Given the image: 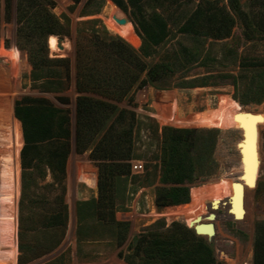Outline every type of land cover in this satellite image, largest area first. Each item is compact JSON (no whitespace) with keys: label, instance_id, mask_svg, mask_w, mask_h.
Wrapping results in <instances>:
<instances>
[{"label":"rangeland","instance_id":"rangeland-1","mask_svg":"<svg viewBox=\"0 0 264 264\" xmlns=\"http://www.w3.org/2000/svg\"><path fill=\"white\" fill-rule=\"evenodd\" d=\"M185 1L181 0L180 8L173 7L175 18L181 16L182 20L187 17L201 1H217L229 11L228 0H193L187 5ZM52 2L54 6L50 12L61 19V23L67 24L69 29L68 36H55L59 41L58 50L47 42L50 58L67 59L71 65L69 87L61 93L43 91L30 81L31 67L27 55L16 44V0H0V264H153L135 254V241L140 235L167 237L174 223L186 227L210 245L216 264H264V123L258 125L257 130L259 167L256 186L245 193L243 220L235 221L231 217L226 198L223 199V206L215 209V235L208 240L185 224L181 209L184 205L193 204L199 215L206 216L209 209L213 208L210 200L215 199V193L211 188L219 179L232 178L238 172L239 155L235 144L241 138L240 131L234 127H196L188 121L210 111L217 113L222 105L226 110L227 102L240 110L262 112L264 116V101L242 104L238 81L242 71L249 73V77L255 72L264 71V0H239L246 18L234 15L235 24L229 38L218 41L209 39L205 42V52L219 64L188 68L172 78L170 89L162 90L147 85L132 94L131 102L125 100L116 104L119 108L134 112L138 123L133 135L137 158L130 162L131 175L142 177L147 166L160 164L164 128L195 131L194 156L204 153L208 157L207 154H211L214 165L206 166L203 174L189 185L188 203L167 207L156 203V191L163 186L159 181L157 167L151 184L140 186L141 181L136 185L129 182L124 204L117 205L116 194L112 193L110 197L113 208L95 207L98 213L90 210L92 207L88 205H79L98 198L99 170L97 163L89 158L90 150L79 152L75 146V107L79 96L74 81L77 34L79 30L90 33L91 28L101 30L104 26L111 35L121 38L135 50L140 48L141 40L132 18L118 7H115L117 16L127 18L126 30L130 31V35L123 37L108 29L106 20L109 19L113 4L109 0L104 2L98 14H95V7L87 6L88 0ZM144 2L147 3L145 9L150 12L148 5L154 6V3L152 0ZM179 26L169 23L168 39L158 49V55L147 60L148 63L158 61L166 51L179 44L193 46L186 36L178 32ZM261 82L264 87V81ZM24 97L42 98L53 107L65 110L71 129L65 177L64 201L68 209L65 234L56 249L30 261L26 259L40 250L29 222L32 219L29 208L22 213V217L20 213V152L23 145L19 152L18 170L16 148L19 141L16 139V118L13 117L14 103ZM171 112L179 122H162V117L169 116ZM139 164L143 170L135 172L133 165ZM148 171L151 172V168ZM45 182H50V178L47 177ZM201 199H206L207 203L200 202ZM78 209L83 219L81 224L78 223ZM20 233L23 235L22 242ZM20 244L24 246L23 253L20 252Z\"/></svg>","mask_w":264,"mask_h":264},{"label":"trees","instance_id":"trees-1","mask_svg":"<svg viewBox=\"0 0 264 264\" xmlns=\"http://www.w3.org/2000/svg\"><path fill=\"white\" fill-rule=\"evenodd\" d=\"M105 1L88 0L87 6L95 7V14H98ZM109 1L132 18L141 46L138 50L133 49L102 25L101 30L91 28L90 33L78 31L74 62L75 88L79 94L75 107V146L79 152L90 150L89 158L97 163L99 170L98 198L79 205H88L95 213H98L95 207L111 209L114 206L112 193L116 194L117 205H123L129 182L136 185L141 181L140 186L151 184L157 167L163 186L156 191V203L161 207L187 204L189 185L203 174L206 166L214 165L211 154L194 156L195 131L164 128L160 164L147 166L142 177L131 175L130 162L137 158L133 135L138 123L134 112L116 104L125 100L131 102L132 94L147 85L168 90L172 78L188 68L219 64L205 52V42L229 38L235 24L234 15L246 18L245 14L239 0H228L229 11L217 1H201L182 20L181 16L175 18L173 14V7L180 8L181 0H152L154 6L148 5L150 12L145 9L147 3L144 0ZM192 2L185 1L186 5ZM53 6L52 0H16V44L27 55L30 81L43 91L61 93L69 87L71 65L67 59L50 58L47 42L51 36H68L69 29L50 12ZM169 23L180 25L178 32L193 46L179 44L166 51L158 61L148 63L147 60L158 55V49L168 39ZM238 81L242 104L264 101L261 84L264 71L255 72L251 77L242 71ZM13 114L20 122L15 119L19 141L16 148L18 170L23 145L20 152V213L22 217L29 208L32 218L29 222L40 250L26 259L30 261L56 249L65 234L70 120L65 110L53 107L42 98L24 97L16 101ZM47 177L50 182H45ZM77 217L81 224L80 209ZM20 229L22 231L21 226ZM22 238L20 233L21 242ZM19 249L21 253L25 252L22 244ZM134 251L153 264H216L212 247L178 223L172 225L167 237L140 235Z\"/></svg>","mask_w":264,"mask_h":264},{"label":"bare ground","instance_id":"bare-ground-1","mask_svg":"<svg viewBox=\"0 0 264 264\" xmlns=\"http://www.w3.org/2000/svg\"><path fill=\"white\" fill-rule=\"evenodd\" d=\"M111 6L112 7H111L109 19L106 20V25H107L108 29L113 33H117L118 35H121L123 37H127L128 35H130V31L126 30L127 29L126 25L128 23L127 18H119L117 16V13H116V9H115L116 6H114L113 4H111ZM48 42H49V45L53 49L58 50V42H59L58 38H56L55 36H51V37H49ZM227 103L228 104H227L226 110H224V105H222L218 109L217 113L214 111H210V112H207V113L202 114V115H197V116H194L188 122H191L196 127L222 128V129H227V128H231V127L238 128V126H236V121L234 120V116L236 114H238V113H249L252 115H260V117L258 119L251 120V121L245 123V125L249 129V133H248L249 136H248L247 143L245 146V153H246V160H247V162L249 164V168H250V170H249V178L250 179H249L248 183H242V182L239 183V185H241L243 187V193L245 196V193L247 191H250L251 189H253L252 188V180H253V176H254V172H253L254 171V126L258 130V125H261L264 123V116H263L262 112H254V111H250V110H240V109L236 108L234 106V104L231 105V102H227ZM223 110H224V113L222 115H219L222 113ZM162 122L175 124V123H178L179 120H177L176 117L174 116V114L171 112L169 116L167 115V117H165V116L162 117ZM180 125H182V123ZM256 142H257V139H256ZM237 171L238 172L234 175V177H232V178L231 177L230 178H221L216 182V184L211 188V190H213L215 193V196H214L215 199L214 200L211 199L210 203L211 204L213 203L212 204L213 209L218 210L219 208H221L223 206L222 201H223V199L226 198V203H227L226 206L228 208L229 214L234 219V216L236 215L235 212L239 211L238 214L236 215L237 216L236 218H238L237 220L240 221V220H243L244 215H245V211H244L243 215L240 214V210H238V208H237L236 201L234 200L235 202H233L231 200V198L233 196L232 185H233V183L238 182L237 177L241 174V164L239 163V157H238V170ZM90 186H93V185H90ZM71 196H72V194H71ZM75 196H76V193H75ZM205 196L209 197L206 194H205ZM197 199H198V197H197ZM201 201H204L205 203H207L206 199H201L200 202ZM181 209L183 211L182 216H183V219L185 220V224L189 228H194L195 226H198L199 224L205 225V224L209 223V222L204 223V221H208V220L204 219L205 218L204 214L199 215V213L196 212L197 208H194L193 204L184 205V206H182ZM243 210H244V207H243ZM197 217L201 218L200 222L195 221ZM214 235L211 234L209 236V238L214 237Z\"/></svg>","mask_w":264,"mask_h":264},{"label":"water","instance_id":"water-1","mask_svg":"<svg viewBox=\"0 0 264 264\" xmlns=\"http://www.w3.org/2000/svg\"><path fill=\"white\" fill-rule=\"evenodd\" d=\"M259 117H260V115H252L249 113H238L234 116V120L236 121V126H238L237 129L240 131V136H241V138L235 144V148H236L238 155H239V163L241 164V174L237 177L238 182L233 183V185H232L233 196H232L231 200L233 202L236 201L237 208H238V210H240V214H242V215L244 214V210H243L244 193H243V187L241 185H239V183H241V182L242 183H248V181L250 179L249 178L250 168H249V164L246 160V153H245V146H246L247 139L249 136L248 135L249 129L247 128L245 123L249 122L251 120H256ZM256 139H257V129L254 126V171H253L254 176H253V180H252V188H255V186H256V176H257V171H258V167H259V158H258L256 146H255L256 145ZM212 204H211V206H213ZM238 212L239 211L235 212L236 215L238 214ZM236 215L234 216V220L239 221V220H237L238 218H236L237 217ZM204 219H207L209 223L205 224V225L199 224L198 226H195L194 228H190V229H193L197 234L204 235L208 239L211 234H213V235L215 234V226L213 224V222L216 220L215 209L210 208L209 212L207 213V215L205 216ZM200 220H201V218L197 217L195 221L200 222Z\"/></svg>","mask_w":264,"mask_h":264},{"label":"built area","instance_id":"built-area-1","mask_svg":"<svg viewBox=\"0 0 264 264\" xmlns=\"http://www.w3.org/2000/svg\"><path fill=\"white\" fill-rule=\"evenodd\" d=\"M133 170L135 171V172H139V171H142L143 170V168H142V165H133Z\"/></svg>","mask_w":264,"mask_h":264}]
</instances>
